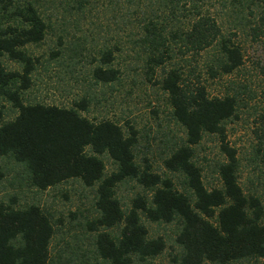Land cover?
I'll list each match as a JSON object with an SVG mask.
<instances>
[{"label":"trees","instance_id":"1","mask_svg":"<svg viewBox=\"0 0 264 264\" xmlns=\"http://www.w3.org/2000/svg\"><path fill=\"white\" fill-rule=\"evenodd\" d=\"M199 1L186 0L196 13L187 28L170 37L179 46L177 54L171 55V48L164 47L167 40L157 25L150 22L144 27V42L161 51L151 60L159 68L168 60L205 53L211 78L231 75L243 64L241 48L233 40L236 35H227L217 18L200 11ZM255 1L264 6V0ZM0 12L9 22L0 25V101L10 102L17 110L14 119L5 121L0 105V158L21 165L29 186L40 191L69 180L94 189L96 216L86 226L95 233L99 259L106 264H135L161 255L166 242L162 237H149L144 217L156 224L179 225L175 238L179 251L169 264L264 260L263 199L244 193L236 151L226 142V124L237 118L239 101L234 95L210 97L199 75L192 81L194 72L178 64L164 72L159 84L167 94L171 118L185 134L164 160V167L183 178L181 192L172 178L156 173L146 160L143 166L136 162L138 132L132 125L123 128L109 119L95 123L84 117L81 113L89 104L85 97L69 108L26 104L23 94L31 88L39 63L26 46L42 43L47 26L32 3L15 7L14 0H0ZM4 58L19 65L21 71L7 70ZM112 62V52H104L93 69V79L103 84L115 82L119 72L111 67ZM261 73L264 76V64ZM204 135L218 138L225 157L218 167L221 186L211 190L205 187L194 161V148ZM103 156L116 167L110 174H106ZM3 177L0 167V181ZM126 181H135L144 191L132 199L128 209L116 195L117 187ZM114 229L115 235L110 232ZM54 235L51 217L39 206L17 208L14 203L0 202V264H51Z\"/></svg>","mask_w":264,"mask_h":264},{"label":"rangeland","instance_id":"2","mask_svg":"<svg viewBox=\"0 0 264 264\" xmlns=\"http://www.w3.org/2000/svg\"><path fill=\"white\" fill-rule=\"evenodd\" d=\"M29 3L46 23L47 32L42 43L26 46L28 54L39 62L32 86L23 94L26 104L69 108L85 97L89 104L81 113L84 117L95 123L109 119L123 128L127 123L132 125L138 132L136 162L143 166L146 160L156 173L172 178L183 192V178L168 172L164 160L183 142L185 134L171 118L167 94L159 84L165 71L175 64L183 66L194 72L192 81L199 75L210 97L230 94L239 101L237 118L226 124V142L236 151L238 180L244 193L257 195L264 203L263 5L255 0L199 1L200 11L217 18L227 35L235 33L233 40L243 54V64L234 73L211 78L205 53L168 60L157 68L151 59L161 51L144 42V27L152 22L167 40L164 47L171 48V55L177 54L179 46L170 37L187 28L196 13L186 0H14L15 7ZM7 23L0 12V25ZM108 50L113 57L111 67L118 70L119 78L103 84L93 79L92 72ZM3 64L9 71H21L6 58ZM0 105L4 120L14 119L17 110L12 104L1 100ZM102 159L106 174L116 169L107 156ZM194 161L207 189L221 186L218 167L225 157L217 137L204 135L194 148ZM0 167L4 172L0 202L14 203L17 208L37 205L51 217L55 227L51 264H106L95 254V233L86 226L96 216L94 189L84 187L79 180H69L40 191L29 186L27 173L13 160L0 158ZM137 194L144 191L135 181H126L116 189L124 209ZM142 222L149 237H162L166 248L155 259L135 264H169L179 251L175 243L179 225L156 224L144 217ZM110 232L117 234L116 229ZM241 264H264V260Z\"/></svg>","mask_w":264,"mask_h":264}]
</instances>
